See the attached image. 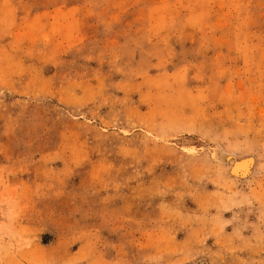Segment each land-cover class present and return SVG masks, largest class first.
<instances>
[{
    "label": "rangeland",
    "instance_id": "rangeland-1",
    "mask_svg": "<svg viewBox=\"0 0 264 264\" xmlns=\"http://www.w3.org/2000/svg\"><path fill=\"white\" fill-rule=\"evenodd\" d=\"M0 264H264V0H0Z\"/></svg>",
    "mask_w": 264,
    "mask_h": 264
},
{
    "label": "bare ground",
    "instance_id": "bare-ground-1",
    "mask_svg": "<svg viewBox=\"0 0 264 264\" xmlns=\"http://www.w3.org/2000/svg\"><path fill=\"white\" fill-rule=\"evenodd\" d=\"M221 158H223V161H235L231 171H229L230 175L233 177L239 179V180H248L249 177L254 172V160L253 159H243L241 161H237V159L232 160V155H228L225 153H222L220 155Z\"/></svg>",
    "mask_w": 264,
    "mask_h": 264
}]
</instances>
